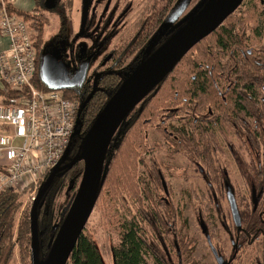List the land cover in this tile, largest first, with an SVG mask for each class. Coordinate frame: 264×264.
Listing matches in <instances>:
<instances>
[{"label":"flooded vegetation","instance_id":"1","mask_svg":"<svg viewBox=\"0 0 264 264\" xmlns=\"http://www.w3.org/2000/svg\"><path fill=\"white\" fill-rule=\"evenodd\" d=\"M77 1L80 3L78 30L70 31L65 8L58 9V4L57 9L62 23L60 32L55 36L54 41L49 40L45 43L44 40L38 54L41 55V59L43 54L51 56L52 59L60 58L69 71V81L83 73V78L78 84L69 88L79 95L81 110V101L83 100L81 98L83 94L87 93L81 95L83 89L92 87V92L87 97L88 101L95 95L97 88L102 90L111 87L112 84H118L176 34L191 17L205 6L207 0H201L191 15L187 13L190 0ZM74 3L72 0L71 5ZM158 8L161 9L158 10ZM262 18L264 24V14ZM64 23L67 24V27L62 29ZM238 32L240 43L222 48L217 45L215 40V46H210L205 50H200L196 55H191L183 62L184 66L176 64L177 69L169 75L167 81L168 100L167 106L164 108V119L161 120L162 127L154 125L150 129L161 135L170 149L171 157L173 154H181L190 160L196 173L204 180L206 187L208 182L212 186L214 183L220 182L231 185L227 186L226 191L223 189L216 195L209 190L202 195L197 193L199 199H203L204 195H207L216 210L221 209V205L224 204L223 200L227 201L230 207L231 224H228L226 217L222 222L232 244L231 255L227 260L223 259L224 248H221L220 245L217 248L212 241L208 218L206 220L203 217L202 211L198 213L197 221L203 227L217 263L264 264V246L258 245L264 234L251 240L254 235L250 217L252 213L240 212L237 207L240 217V224H237L229 202V191H232L235 200H237L234 192L237 187L231 179L232 162L241 167V162L245 160L241 156L242 152H245L250 159L255 152L257 155L256 164L262 167L261 169L264 167V48L254 51L252 48L243 47L246 35ZM261 32L263 35L264 25ZM50 45L53 46L52 49L47 48ZM256 53L257 56H255ZM131 56H135L132 65L130 63L125 67ZM99 57L100 60L97 62L96 59ZM60 67L62 69L61 65ZM253 67L261 68L260 76L258 72H254ZM127 71L131 72L127 73ZM245 72L248 73V76L245 75L246 79L243 77ZM113 79L118 81L114 82ZM210 97L213 100L210 101ZM81 139V136H78L76 140L71 139L70 152L62 166L70 163L79 153ZM77 143L81 144L77 146ZM150 148L151 165L147 174L154 182L155 190L161 191L164 196L158 201L162 210L164 209L163 215L173 221L167 228V236L170 237L169 243L161 236V244L166 252V256L161 259L164 264H196L193 255L187 248V233H184L188 228L185 225V210L175 206L172 201L174 191L171 180L176 175L172 172L171 167L175 161L168 165L165 163L164 174L163 168L160 167L153 155L151 145ZM156 148L157 146L154 144V152ZM228 153L233 159L231 162L230 158L228 159ZM220 156L227 157V161L224 164L218 165L220 161L214 164V159L219 160ZM250 162L253 163V160ZM214 166L226 169V175L223 178L206 176L205 168ZM251 178H246L251 184L250 202L256 203L257 207L262 206L256 212L259 211V219L264 223V192L259 194V198L256 200L260 189L256 184V176ZM248 182L246 183L249 184ZM164 186H166L167 192ZM213 199H215V203ZM146 200L152 202L150 194ZM159 214L155 210L154 221L155 223L160 221L161 224L163 220L159 218ZM173 214L176 215V219H173ZM183 218L184 223L180 228H177L178 221ZM253 245L256 246L258 254L253 258L243 259L246 248ZM153 248L155 249L154 246ZM149 251L156 256V252L150 249ZM155 256L154 261L157 264L159 262Z\"/></svg>","mask_w":264,"mask_h":264},{"label":"trees","instance_id":"2","mask_svg":"<svg viewBox=\"0 0 264 264\" xmlns=\"http://www.w3.org/2000/svg\"><path fill=\"white\" fill-rule=\"evenodd\" d=\"M4 0H0V10L3 9L4 5L8 13L12 15H18L26 22L30 24L32 30L36 32V41L35 47L37 49V53L41 50L44 44V33L45 26L47 25V21L43 20L42 17H36L38 13L41 14L40 11H47L44 8L45 0H35L36 9L33 14L22 12L13 8V6L9 4H4ZM235 15V14H234ZM234 15L230 16L225 23H230ZM42 19V20H41ZM232 25V28L225 29L224 27H219L214 33L208 36L206 39L197 44L193 49L190 50L196 51L199 47H201L205 41L208 39H214L217 41V45L222 48L232 47L238 44L240 39L238 35H234V29H237L238 26ZM67 24L64 23L62 29H65ZM234 32V34H233ZM233 49V48H232ZM189 52V53H190ZM185 55L177 65H181L189 55ZM196 55L197 52H194ZM193 55V54H192ZM41 55L38 54V68L35 77L34 84L39 90L49 91L52 90L48 88L42 81L41 73H40V63H41ZM176 65V66H177ZM176 66L170 71V73L165 77V79L143 100V102L137 106L124 121L117 134L115 135L112 143L108 149L105 160V170L102 176L101 186L99 189L98 200L103 196L105 191L112 196V198H116L119 195L128 193L132 195L133 199L137 201V206L141 207L143 201L149 196V185L146 181H143L138 177V169L141 165L145 167L147 170L150 167L145 159L144 155L150 152V144L148 143L147 132L149 128L154 125H159L161 128V120L164 119V108L167 106L168 100V89H167V81L169 79V75L174 72ZM254 72H258V75H261V68L253 67ZM248 73H243L244 79L247 78ZM255 77V74H254ZM127 77H124L118 84H112L111 87L105 89H98L95 95L87 101V97L90 96L92 92V87H86V89L82 90L83 99L81 101V110H80V125L75 135L72 137V140H76L78 136H81V142L85 134L91 128L92 124L95 122L97 116L101 113V111L105 108L106 104L109 102L114 93L120 88L122 83L125 81ZM114 80V79H113ZM118 81V80H114ZM113 82V83H114ZM65 94L69 98H74L79 101V95L75 94L72 89H67ZM21 98L20 93L11 90L7 86H2L0 88V104H16ZM210 97V101H211ZM213 100V99H212ZM254 109L255 106L253 105ZM206 110V108H205ZM163 131L162 129H160ZM80 131V132H79ZM120 135L119 142L116 143L115 138ZM80 141V139H79ZM115 142V143H114ZM75 143V141H74ZM73 143V144H74ZM81 144V143H80ZM77 143V146L80 145ZM73 146L71 147V149ZM223 155V153H221ZM226 157H221L220 160H224ZM219 160V161H220ZM206 176L208 177H224L226 175V169L218 168L217 170L214 168H205ZM224 170V173H223ZM83 172V164L79 163L75 165L71 169H67L61 173H59L47 194L45 195L42 204L38 210V225H39V239H40V260H44L47 258L50 247H51V239L56 236L70 206L75 197V188L79 181L81 180ZM50 173H48L42 180L41 186L44 181L48 178ZM260 179V174L257 175L256 180ZM258 184V183H257ZM66 185L69 186V190L73 192L72 199L70 201L69 207L65 215L63 216L60 224L57 227L50 226V212H51V202L54 200L56 193L61 189L65 188ZM230 184L214 183L212 186L211 183H207L208 190L213 192L214 195L219 194L224 189L225 191L228 189L227 186ZM255 185V184H254ZM231 186V185H230ZM254 188H256L254 186ZM259 193L256 196V200L259 198V194H263L264 192V182L259 184ZM257 190V189H256ZM236 193V190H234ZM25 193H30V190L20 193L15 192L13 190H6L0 193V264H11L13 262V258L15 256L16 245L18 244L21 251V256L23 258L24 264H33L32 262V239L29 237L31 234V220L30 215L29 218L26 217L23 219L20 226H18V231L15 236L16 229V217L21 208L20 197ZM144 193V194H143ZM22 194V195H20ZM212 194V193H211ZM49 201V202H48ZM148 201V200H147ZM237 201V200H236ZM247 201V199H245ZM215 203V199H213ZM252 202L251 209V221L253 223V237L251 240L255 239L257 236H261L264 234V223L259 219V211L256 212L260 207L254 209L255 203ZM162 205L165 207L164 203ZM237 207L240 212L248 211V206L245 208H241L238 205ZM251 208V205H250ZM144 212V211H143ZM142 212V213H143ZM31 214V213H30ZM174 215V214H173ZM176 215H174L173 219H176ZM170 219L166 222V229L169 228V223H172ZM124 233L122 236V240L118 247L113 248V261L114 264H143L144 263V252H147L149 249L159 253V251L149 243L146 233L140 229L139 225L136 223L135 218L131 220V222L126 223L124 225ZM260 245H263L262 241ZM264 246V245H263ZM163 248V247H162ZM164 249V248H163ZM166 256V252L164 251ZM163 256V257H165ZM158 261L161 264H164L161 256L158 257ZM68 264H105L101 252L96 245L95 241L91 236L82 233L75 250L73 251L69 263Z\"/></svg>","mask_w":264,"mask_h":264},{"label":"rangeland","instance_id":"3","mask_svg":"<svg viewBox=\"0 0 264 264\" xmlns=\"http://www.w3.org/2000/svg\"><path fill=\"white\" fill-rule=\"evenodd\" d=\"M4 1V4L10 3L12 5L11 0ZM200 1L201 0H190L187 13L191 15ZM262 1L264 0H244L242 5L238 8V12L234 13L235 15L233 14L234 17L232 18L230 23L224 22V24L221 26L225 29H230L232 28V25L236 23L235 26H238V28L234 29L235 34L234 32L233 34L238 35V31H240V33L242 34H245L246 39L243 47H246L248 49L252 48L254 51L260 48H264V33L262 35L261 32V29L264 25L262 22V17L264 14V4H262ZM71 2L72 0H59V7H57L58 9L65 8L68 23H70L68 25L70 27V31H72V29L73 31H77L79 23L78 12L80 8V3L79 1L74 0V5H71ZM58 9L52 12L40 11L42 12L41 14L38 13L37 15H35L36 17L41 15L40 17H42L43 20L47 21L44 33L45 43L49 40L54 41L55 36H57L60 32L62 23L59 17ZM160 9L161 8H158V10ZM32 34L34 41H36V32L34 31V29L32 30ZM214 41V39H208L204 42L201 47L196 49V51H189L190 53L187 58L190 57L192 54L195 55L194 52L198 53L200 50H205L210 46H215ZM239 41H241V39ZM47 48L52 49L53 46L50 45ZM257 55L258 54L256 53L255 56ZM134 58L135 56H131L129 58V63L125 67H127L130 63L132 65V61L134 60ZM99 60L100 57L96 59L97 62ZM129 72L131 71H127V73ZM119 137L120 135L115 138L116 143L119 142ZM148 143L152 146L153 155L155 156V159L160 165V167L163 168L161 169L164 174V167L168 164H171L172 161H175V163H173V167H171L172 172H174L176 175L174 179L171 180V186L173 187L174 191L172 201L175 206H178L179 208H184L185 210V225L188 228L187 230L185 229L186 232L184 233H187V248L189 249L190 254L193 255V259L196 261V264H218L209 247L206 234L203 231V227L201 226V223L197 221L199 218V211H202L203 217L205 219L208 218L210 222L209 228L211 231L212 241L214 245L217 248L219 245L221 246V248L223 247V259H229V255H231L232 244L229 238V234L225 230L226 227H224L222 224L223 219L225 217L227 218L228 224H231V218L229 215L230 207L227 201L223 200L224 204L221 205V209L216 210L214 205L211 204L207 195H204L203 199H199L197 193L199 195L205 194L206 192H208V189L204 183V180L194 170L195 167L193 166V164L187 157L181 154H173V157H171L170 149L169 147H167L161 135L155 133V131L150 128L148 130ZM154 144L157 146L155 152ZM151 155L152 153H147L144 155V159L149 166L151 165ZM241 156L243 159H245L241 162V167L232 162L231 179L232 183L237 187L236 196L240 209L248 206L247 209L250 213L252 209V203L250 202V185L253 183L251 177L256 176L257 178V175L260 174V179L257 181L258 184L256 182L254 183H256L257 185L262 184L264 182V167L263 169H261L262 167L256 164L257 155L255 152H253L251 159L245 152H242ZM229 158L230 162L233 161L232 157L228 153V159ZM206 159L205 162L207 161ZM219 160L214 159V164H217ZM252 160L253 163L250 162ZM210 161V163L212 164L211 159ZM225 161H227V157L223 161L220 160L218 165L224 164ZM213 168L217 170L219 167L214 166ZM147 171L148 170L143 167V165H141L138 169L137 175L143 181H146L148 183L150 190L149 193L151 195L152 202L147 200L143 201L139 209V207L137 206V201L133 199L132 195L124 193L119 195V197L117 196L116 198H112L108 191H105L103 196L97 201L93 213L89 218L84 232L91 236L95 241L96 245L98 246L101 252L105 264H114L113 248L119 246L124 233V225L126 223L131 222L133 218H135V221L139 225L140 229H142L146 233L149 243L159 251L156 256L153 255L152 252H150L149 250L148 252H144L143 264H156L154 261V256L157 257V259L160 256H165L164 249L162 248L161 244V236L164 240H167V242L169 243L170 237L167 236L168 230L166 229V221L168 220V217L166 215H163L165 213L164 209L162 210L161 206L158 204V201L164 198V196L161 191L159 192L158 190H155L156 188L153 187L154 182L148 177ZM249 177L251 178V184L248 182L249 179H246ZM80 182L81 180L77 184L75 191L72 190L75 194L78 190ZM246 182H248L249 184H247ZM72 191H70L69 186L66 185L65 188H61L56 193L54 200L51 202V228L57 227L60 224L63 216L67 212L70 201L73 196ZM24 192L26 191L20 193ZM245 199H247V201H245ZM20 203L21 208L15 220V236L18 231V226L21 225L23 219L25 218V215L29 218V215L31 213L33 202L31 203V197H29V193H25L24 196L22 195L20 197ZM261 207L262 206L260 205V208ZM155 210L160 213L159 218L163 220L161 224L160 221L158 223H155L154 221ZM219 212L221 213L218 214ZM184 218L178 221L176 226L177 228H180L182 226V224L184 223ZM29 237L31 238V234L29 235ZM260 239L264 245V237H261ZM246 249L247 250L245 251V258L243 259L253 258L256 254H258L256 246L254 245L250 248L247 247ZM11 264H24L23 258L21 256L20 247L18 244L16 245L15 256ZM157 264L161 263L159 262Z\"/></svg>","mask_w":264,"mask_h":264},{"label":"water","instance_id":"4","mask_svg":"<svg viewBox=\"0 0 264 264\" xmlns=\"http://www.w3.org/2000/svg\"><path fill=\"white\" fill-rule=\"evenodd\" d=\"M243 2L244 0H207L205 6L176 34L127 76L85 134L79 153L70 163L62 166L70 152V147L66 149L61 161L39 188L32 204L30 220L33 264L69 263L98 201L106 154L118 130L129 114L165 79L176 64L197 44L221 27ZM58 3L59 0H45L44 8L49 12L55 11ZM40 73L43 83L52 90H67L77 85L83 78L82 73L69 81L67 66L60 58L52 59L47 54L42 56ZM80 117L79 112L72 137L78 130ZM79 163L83 164V172L78 190L56 236L51 239L47 258L40 260L38 210L56 176ZM164 187L166 189V186ZM229 202L235 221L240 224L232 191H229ZM256 208L255 203L254 209Z\"/></svg>","mask_w":264,"mask_h":264},{"label":"built area","instance_id":"5","mask_svg":"<svg viewBox=\"0 0 264 264\" xmlns=\"http://www.w3.org/2000/svg\"><path fill=\"white\" fill-rule=\"evenodd\" d=\"M12 1V0H11ZM0 36L9 46L0 52V80L20 93L16 104H0V193L30 190L34 202L43 178L61 161L75 130L80 104L66 90H39L38 53L30 24L0 10Z\"/></svg>","mask_w":264,"mask_h":264},{"label":"crops","instance_id":"6","mask_svg":"<svg viewBox=\"0 0 264 264\" xmlns=\"http://www.w3.org/2000/svg\"><path fill=\"white\" fill-rule=\"evenodd\" d=\"M13 8L22 12L33 14L36 9V2L35 0H12ZM9 46L8 39H5L0 36V52L7 49ZM2 82L0 80V88H2ZM6 159L5 157L0 153V169L5 166Z\"/></svg>","mask_w":264,"mask_h":264}]
</instances>
